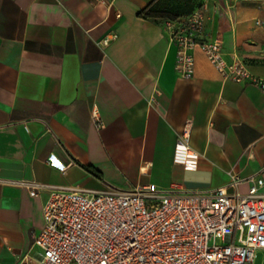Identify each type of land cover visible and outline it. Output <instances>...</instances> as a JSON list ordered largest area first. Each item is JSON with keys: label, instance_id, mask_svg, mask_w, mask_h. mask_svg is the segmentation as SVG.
<instances>
[{"label": "crops", "instance_id": "crops-1", "mask_svg": "<svg viewBox=\"0 0 264 264\" xmlns=\"http://www.w3.org/2000/svg\"><path fill=\"white\" fill-rule=\"evenodd\" d=\"M187 3L203 8V39L264 80V0H0V264H42L32 232L48 191L33 197L23 181L101 192L239 180L245 194L264 180L260 89L225 80L200 49L193 78L176 71L164 24ZM189 121L191 168L174 162Z\"/></svg>", "mask_w": 264, "mask_h": 264}, {"label": "built area", "instance_id": "built-area-1", "mask_svg": "<svg viewBox=\"0 0 264 264\" xmlns=\"http://www.w3.org/2000/svg\"><path fill=\"white\" fill-rule=\"evenodd\" d=\"M111 5L113 0H98ZM164 29L176 46V71L194 77L195 50L225 79L252 84L264 95V80L239 60L228 62L223 46L203 39V8L167 20ZM112 33L102 41L116 40ZM95 124L103 128L96 114ZM192 122L177 139L174 162L191 168L198 153L190 146ZM231 186L210 191H184L172 183L166 191L111 189L86 192L68 187L23 181L30 195L48 191L43 206L44 226L32 232L42 264H253L264 249V180L245 194Z\"/></svg>", "mask_w": 264, "mask_h": 264}, {"label": "trees", "instance_id": "trees-1", "mask_svg": "<svg viewBox=\"0 0 264 264\" xmlns=\"http://www.w3.org/2000/svg\"><path fill=\"white\" fill-rule=\"evenodd\" d=\"M188 3L185 6L182 5V15H174L173 16L172 14H170L168 12L167 20H174V19H178L180 17L188 16L189 14L193 13L195 10L201 8L200 6L196 7V5L194 3L193 4H188ZM147 16L153 17V12L148 13Z\"/></svg>", "mask_w": 264, "mask_h": 264}]
</instances>
